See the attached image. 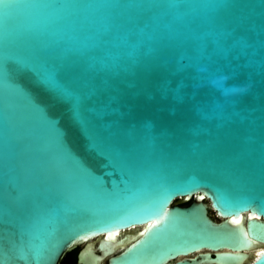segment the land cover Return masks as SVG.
<instances>
[{
  "label": "water",
  "instance_id": "obj_1",
  "mask_svg": "<svg viewBox=\"0 0 264 264\" xmlns=\"http://www.w3.org/2000/svg\"><path fill=\"white\" fill-rule=\"evenodd\" d=\"M74 249L264 264V0H0V264Z\"/></svg>",
  "mask_w": 264,
  "mask_h": 264
},
{
  "label": "snow or ice",
  "instance_id": "obj_2",
  "mask_svg": "<svg viewBox=\"0 0 264 264\" xmlns=\"http://www.w3.org/2000/svg\"><path fill=\"white\" fill-rule=\"evenodd\" d=\"M44 82L50 87L52 88L55 92H57L60 95H64L67 96L69 95L67 89H64L62 87H60L57 82L55 81V79L53 77H51L50 75H45L43 77Z\"/></svg>",
  "mask_w": 264,
  "mask_h": 264
},
{
  "label": "flooded vegetation",
  "instance_id": "obj_3",
  "mask_svg": "<svg viewBox=\"0 0 264 264\" xmlns=\"http://www.w3.org/2000/svg\"><path fill=\"white\" fill-rule=\"evenodd\" d=\"M68 254V253H67ZM66 257H67V255L65 256V258L63 259V261H62V264H78V262H77V250H76V252H75V254H74V259H73V261L72 260H70V261H65V259H66Z\"/></svg>",
  "mask_w": 264,
  "mask_h": 264
},
{
  "label": "trees",
  "instance_id": "obj_4",
  "mask_svg": "<svg viewBox=\"0 0 264 264\" xmlns=\"http://www.w3.org/2000/svg\"><path fill=\"white\" fill-rule=\"evenodd\" d=\"M76 250H77V249H74V250H72L71 252H69V253L67 254V257H66L65 261H70V260L73 261V259H74L73 257H74V254H75Z\"/></svg>",
  "mask_w": 264,
  "mask_h": 264
},
{
  "label": "rangeland",
  "instance_id": "obj_5",
  "mask_svg": "<svg viewBox=\"0 0 264 264\" xmlns=\"http://www.w3.org/2000/svg\"><path fill=\"white\" fill-rule=\"evenodd\" d=\"M212 214H214V213L212 212Z\"/></svg>",
  "mask_w": 264,
  "mask_h": 264
}]
</instances>
